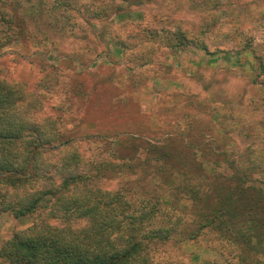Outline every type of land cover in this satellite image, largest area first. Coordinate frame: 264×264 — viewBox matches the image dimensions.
<instances>
[{
  "label": "trees",
  "instance_id": "obj_1",
  "mask_svg": "<svg viewBox=\"0 0 264 264\" xmlns=\"http://www.w3.org/2000/svg\"><path fill=\"white\" fill-rule=\"evenodd\" d=\"M1 1L8 7L2 20L18 30L32 16L46 13L52 28L84 33L118 16L121 5L150 0H120L119 5L106 0ZM151 43L166 50V59L188 48L210 63H219L218 54L227 55L231 65L247 73L253 88L263 85L259 90H264L263 64L242 62L240 52H210L181 31L150 38L147 47ZM112 46L121 54L125 50L120 42ZM134 59L140 65L151 62L148 55ZM254 104L264 112L263 96ZM257 125L261 131L254 137L242 127L240 135L252 143L236 154L221 150L218 140L202 131H188L155 143L117 138L111 156L119 162L96 165L55 122L35 117L22 87L0 81V214L39 221L36 213H47L46 224L32 223L5 240L0 259L8 264H163L154 259L161 246L204 238L218 260L202 264H264V121ZM197 156L211 167L204 169ZM137 171L135 181H150L147 189L159 192L141 184L137 194L103 186ZM166 190L172 198L165 197Z\"/></svg>",
  "mask_w": 264,
  "mask_h": 264
},
{
  "label": "rangeland",
  "instance_id": "obj_2",
  "mask_svg": "<svg viewBox=\"0 0 264 264\" xmlns=\"http://www.w3.org/2000/svg\"><path fill=\"white\" fill-rule=\"evenodd\" d=\"M106 1L119 5L116 0ZM165 2L122 6L118 16L96 22V29L82 33L52 28L46 13L32 16L18 30L2 20L8 7L0 0V45L10 41L0 48V81L22 87L35 117L49 118L59 125L57 129L63 128L60 132L74 139L76 149L96 165L119 162L111 156L117 138L132 136L155 143L188 131H202L205 137L217 139L221 150L236 154L252 143L240 135L242 127L254 137L260 130L257 123L264 121V112L254 104L264 97V90H259L263 85L253 88L247 73L231 65L227 55L218 54L219 63H210L209 57L188 48L166 59L161 46L147 47V41L181 31L210 52H240L242 62L264 66V42H258L264 41V0H187V7L172 11L173 16L182 13L180 19L158 21L153 12ZM154 3L157 9L146 7ZM114 42L125 46L122 54L112 46ZM141 55H148L151 62L140 65L134 57ZM196 158L204 169L211 167ZM138 172L103 186L125 187L137 194L141 184L147 191L159 192L156 187L147 189L150 181H135ZM163 194L172 198L167 190ZM24 220L0 214V246L16 231L32 226L20 223L18 229L12 223ZM212 246L204 238L167 243L154 259L163 264L213 262L218 257ZM0 264L8 263L0 259Z\"/></svg>",
  "mask_w": 264,
  "mask_h": 264
},
{
  "label": "clouds",
  "instance_id": "obj_3",
  "mask_svg": "<svg viewBox=\"0 0 264 264\" xmlns=\"http://www.w3.org/2000/svg\"><path fill=\"white\" fill-rule=\"evenodd\" d=\"M117 4H120V0H116ZM123 7H127V5H121ZM146 7H150L152 9H157L158 5L157 4H152V5H146ZM178 7H187V0H166V2L163 4V6L159 7V12L154 11L153 15L156 17V19L159 20H164V21H169V20H178L182 17V13H177L175 16L172 15V11H174ZM171 10V11H169ZM133 11H136L135 9ZM144 23H149V21H145ZM161 26H166V25H161ZM171 31H175V27L173 26L171 28ZM264 34V33H262ZM194 35V34H193ZM192 38V37H190ZM258 42H264V41H258ZM163 51H166L165 49H162ZM59 128V125L57 126ZM70 127V126H69ZM61 131L64 129L61 128ZM7 190V189H5ZM34 191V189H33ZM17 197L23 198L21 194H17ZM14 199V198H13ZM36 215L40 216V220L37 221L35 216H30L26 218L23 222H16L12 221L14 225L17 226L19 229L20 223H23L25 226H31L32 223L36 224H41V222H44L45 224L47 223L46 217L47 213L46 212H37ZM4 221L5 223L9 222V215L4 216Z\"/></svg>",
  "mask_w": 264,
  "mask_h": 264
}]
</instances>
